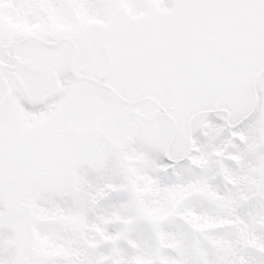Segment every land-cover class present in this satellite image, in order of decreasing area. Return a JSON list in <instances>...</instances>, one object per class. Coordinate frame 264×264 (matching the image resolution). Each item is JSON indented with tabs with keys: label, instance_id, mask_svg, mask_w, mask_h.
<instances>
[{
	"label": "snow or ice",
	"instance_id": "1",
	"mask_svg": "<svg viewBox=\"0 0 264 264\" xmlns=\"http://www.w3.org/2000/svg\"><path fill=\"white\" fill-rule=\"evenodd\" d=\"M0 264H264V0H0Z\"/></svg>",
	"mask_w": 264,
	"mask_h": 264
}]
</instances>
